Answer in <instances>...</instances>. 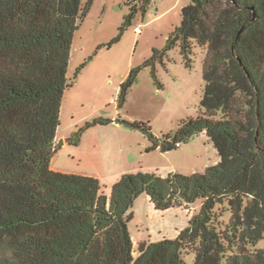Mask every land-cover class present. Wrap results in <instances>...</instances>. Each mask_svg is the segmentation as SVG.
Returning a JSON list of instances; mask_svg holds the SVG:
<instances>
[{"label":"trees","instance_id":"trees-1","mask_svg":"<svg viewBox=\"0 0 264 264\" xmlns=\"http://www.w3.org/2000/svg\"><path fill=\"white\" fill-rule=\"evenodd\" d=\"M152 0H132L124 24ZM80 0H0V264H264V0H189L166 38L191 61L205 50L201 105L224 120L200 116L156 136L148 122L122 123L142 132L146 151L166 152L200 132L218 160L191 174H122L105 194L93 176L50 168L65 90L84 66L67 76ZM137 68L119 85L121 106ZM94 118L71 133L77 145ZM145 194L155 210L198 212L175 238L141 241L133 255L128 230L134 199ZM228 219L225 220V215Z\"/></svg>","mask_w":264,"mask_h":264},{"label":"rangeland","instance_id":"rangeland-1","mask_svg":"<svg viewBox=\"0 0 264 264\" xmlns=\"http://www.w3.org/2000/svg\"><path fill=\"white\" fill-rule=\"evenodd\" d=\"M131 1L80 0L81 8L87 10L73 34L67 76L72 77L80 64L84 66L63 94L59 134L66 132L69 137L87 121L106 119L109 122L105 125L112 124L113 129L116 123L112 135L118 137L126 167L135 165L134 169L130 168L131 172H156L163 177L169 173L168 167L174 165L180 169L179 173L188 175L195 161L204 165L199 168L203 171L216 162V151L205 132L193 137L194 141L166 152L146 151L151 145L147 137L122 123V120L148 122L154 135L168 138L177 127L200 116L210 120L227 118L225 112L207 111L201 105L205 50L193 43L188 62L178 44L167 47V35L180 23L181 9L189 0H152L145 11L137 9L129 23L124 24ZM135 68L138 69L135 81L119 106V85ZM77 121L80 124L75 125ZM96 126L86 129L77 145L57 147L60 167L76 171L98 168L100 156L96 141L100 132ZM57 143L56 140V146ZM105 181L108 186L103 184L102 189L108 192L112 182L109 178ZM200 204L201 200L196 199L188 208L158 211L150 207L146 195H138L128 221L133 255L136 256L137 244L141 241L175 238L176 229L198 212ZM150 210L157 217L148 225L152 217ZM254 247H264V239ZM181 258L184 264H197L194 252H182Z\"/></svg>","mask_w":264,"mask_h":264},{"label":"crops","instance_id":"crops-1","mask_svg":"<svg viewBox=\"0 0 264 264\" xmlns=\"http://www.w3.org/2000/svg\"><path fill=\"white\" fill-rule=\"evenodd\" d=\"M62 101H63V98H62ZM61 106H62V102H61ZM60 112H61V109H60ZM85 120L86 119H84L83 121H85ZM78 124H80V123H78V121H77V123H75V125H78ZM111 125L112 124H108V125L98 124L96 126V127H98V129H99L98 131L100 132L99 140H98V142L96 141V144H97L96 147L99 150V156H100L98 168L92 167V169L89 170V171H76L74 169H67V168H64V167H60L58 165V163H57V160H58L57 158L59 157V150L58 149L55 152V154L53 155V157L51 158L50 168L52 170H54V171L63 172V173H73V174H81V175L93 176V177L98 179V181L101 184V186L104 184L103 185L104 187L108 186V184L106 183L105 179L109 178V180H111V182H112L110 184H113L114 182H116L118 180V178L122 174H124V173H132L131 171L135 168L134 167L135 165H129L130 167H126L125 161H123V156H122V153H121L122 152L121 145L118 142V137L116 136V134L112 135V131H114V129L117 128L116 127V123L114 125V129L111 128ZM71 127H69V128H71ZM58 129H59V127L56 130V140H57V142H61L60 146L67 147L68 143L66 142V139L68 138V134L66 132L59 134ZM110 131H111V133H110ZM191 141H194L193 138L191 140H189L188 142L183 143V144L184 145L188 144ZM183 144H181V145H183ZM181 145H179V147ZM217 160H218V156L216 154L215 161L217 162ZM192 163H194V164L190 165V167L192 168L191 171H190L191 173L199 172V168H203V166H204L203 164L202 165H198L197 161L192 162ZM130 168H133V169H130ZM168 168H169V172H179L180 171V169H178V167H176L174 165H171ZM102 182H104V183H102ZM105 194L108 195L109 191L105 192ZM150 207H152L151 204H150ZM183 207L184 208H188L189 206L188 207H185V206L171 207V208H168L166 210H174L175 208H183ZM163 211H165V210H163ZM150 215L152 217L148 221V225L151 224L152 219H155L157 217V214H155V212H151V210H150ZM186 222L183 223V225H181L182 227H179V229H176V235H177L178 231L180 229H182L187 224ZM163 238H166V237H162L161 239H163ZM161 239H159V240H161Z\"/></svg>","mask_w":264,"mask_h":264},{"label":"water","instance_id":"water-1","mask_svg":"<svg viewBox=\"0 0 264 264\" xmlns=\"http://www.w3.org/2000/svg\"><path fill=\"white\" fill-rule=\"evenodd\" d=\"M60 145H61V142H58V143H57V146H60Z\"/></svg>","mask_w":264,"mask_h":264},{"label":"built area","instance_id":"built-area-1","mask_svg":"<svg viewBox=\"0 0 264 264\" xmlns=\"http://www.w3.org/2000/svg\"><path fill=\"white\" fill-rule=\"evenodd\" d=\"M135 31H138V28H135Z\"/></svg>","mask_w":264,"mask_h":264}]
</instances>
